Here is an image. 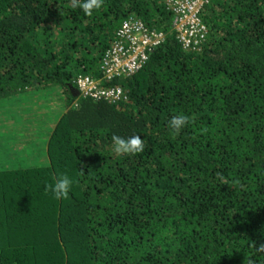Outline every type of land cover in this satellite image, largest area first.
Wrapping results in <instances>:
<instances>
[{"label": "trees", "instance_id": "1", "mask_svg": "<svg viewBox=\"0 0 264 264\" xmlns=\"http://www.w3.org/2000/svg\"><path fill=\"white\" fill-rule=\"evenodd\" d=\"M166 2L104 0L89 16L76 0H0V97H58L46 161L0 167V264H264V0H209L198 49ZM129 17L166 37L101 83L126 98L75 96ZM113 135L144 151L115 154Z\"/></svg>", "mask_w": 264, "mask_h": 264}, {"label": "built area", "instance_id": "2", "mask_svg": "<svg viewBox=\"0 0 264 264\" xmlns=\"http://www.w3.org/2000/svg\"><path fill=\"white\" fill-rule=\"evenodd\" d=\"M209 0H167V6L175 14L173 30L185 49H198L207 28L201 19L203 8ZM166 34L148 28L142 20L129 17L124 20L111 45L102 55L98 78L79 75L74 83L81 98L106 99L111 102L125 99L120 86H103L104 80L129 76L139 70L149 59L150 53L165 40Z\"/></svg>", "mask_w": 264, "mask_h": 264}, {"label": "rangeland", "instance_id": "3", "mask_svg": "<svg viewBox=\"0 0 264 264\" xmlns=\"http://www.w3.org/2000/svg\"><path fill=\"white\" fill-rule=\"evenodd\" d=\"M44 95V92L36 94L37 102H32L30 96L23 98L21 94L13 98L0 97V167L14 166L22 161L23 165L46 161L38 151V142L43 133L51 129L57 116L55 103L58 97L55 93L46 100ZM8 107L10 110L6 113ZM28 132H32V136L27 135ZM27 141L33 145H26Z\"/></svg>", "mask_w": 264, "mask_h": 264}, {"label": "clouds", "instance_id": "4", "mask_svg": "<svg viewBox=\"0 0 264 264\" xmlns=\"http://www.w3.org/2000/svg\"><path fill=\"white\" fill-rule=\"evenodd\" d=\"M78 6L83 10L85 15H92L94 10H100L104 4V0H76ZM76 89V88H75ZM77 90V89H76ZM188 117L181 114L173 117L169 121V126L176 133H179L187 124ZM112 151L117 155H134L144 151V142L139 135H131L127 138L118 135L111 137ZM223 180V177H221ZM72 180L68 176L59 177L54 185L50 186L52 196L57 199H65L68 197Z\"/></svg>", "mask_w": 264, "mask_h": 264}, {"label": "water", "instance_id": "5", "mask_svg": "<svg viewBox=\"0 0 264 264\" xmlns=\"http://www.w3.org/2000/svg\"><path fill=\"white\" fill-rule=\"evenodd\" d=\"M74 95L78 96V91L76 89L74 90Z\"/></svg>", "mask_w": 264, "mask_h": 264}]
</instances>
